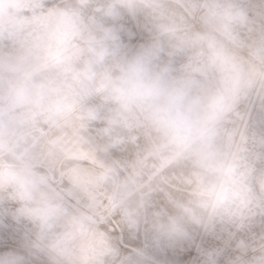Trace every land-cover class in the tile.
<instances>
[{
  "label": "clouds",
  "instance_id": "9594fccd",
  "mask_svg": "<svg viewBox=\"0 0 264 264\" xmlns=\"http://www.w3.org/2000/svg\"><path fill=\"white\" fill-rule=\"evenodd\" d=\"M0 264H264V0H0Z\"/></svg>",
  "mask_w": 264,
  "mask_h": 264
}]
</instances>
